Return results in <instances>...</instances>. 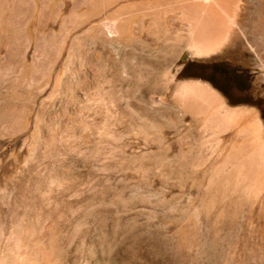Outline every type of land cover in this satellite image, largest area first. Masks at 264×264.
I'll return each mask as SVG.
<instances>
[{"label": "rangeland", "instance_id": "374dc122", "mask_svg": "<svg viewBox=\"0 0 264 264\" xmlns=\"http://www.w3.org/2000/svg\"><path fill=\"white\" fill-rule=\"evenodd\" d=\"M166 1L145 34L151 49L163 33L177 43L171 84H210L264 122V0H240L226 42L203 56L185 44L193 0ZM93 3L0 0V264H28L32 249L41 264H264V200L222 218L196 203L212 137L187 135L137 25L115 43Z\"/></svg>", "mask_w": 264, "mask_h": 264}, {"label": "bare ground", "instance_id": "6f19581e", "mask_svg": "<svg viewBox=\"0 0 264 264\" xmlns=\"http://www.w3.org/2000/svg\"><path fill=\"white\" fill-rule=\"evenodd\" d=\"M162 1L94 0V3L90 5H92V11L95 14H105L101 22L103 30L105 34L112 37L111 39L115 43L126 44L133 40L135 38L133 35V25H137L141 31L138 37L142 39V43L149 46V51L153 58L150 57L153 61L151 60L152 62L150 61L149 63V67L151 68L149 76L153 79L154 83L159 78L165 80L163 94L165 96L171 95V103L180 104L182 107L181 112L190 118V125L186 132L187 135L195 139L201 133L208 132L212 137V140L210 139L211 144L209 145L212 153L210 154V158L212 159L206 155L208 160H202L204 169L195 174L194 184L196 182L197 185L192 186V192H196L197 194V198L194 196L196 203L204 206L208 202L207 206L210 208L209 214L222 218L228 213H234L237 209L252 205L253 202L255 203L259 199L260 202L264 200V122L255 109L243 106L232 108L226 105L222 97L208 84L198 81H184L171 84L173 82L169 78L170 73L167 69L176 56L177 43H173L172 38L163 33V35L157 38L158 47L151 49V43H148L147 40L154 41V38L145 34L146 25L149 20L150 23L165 22L160 20V17L166 14L169 3ZM239 2L240 0H193L189 11L183 13L188 17L185 21L188 24L194 25V27L188 29L189 35L185 39L187 47L197 55L203 56L215 53L226 42L231 29L237 25L236 10L239 7ZM151 8L157 9L154 15L156 19L153 17L151 19L150 16L152 15L147 12ZM261 30H264V26H262ZM177 37L181 38L178 34ZM142 72L141 69H138L135 74L141 77ZM149 76H147L148 79ZM232 133H235V141H230ZM221 134H225L222 139L219 138ZM192 148L191 145L184 150H186V153H191L190 150ZM164 150L163 153L166 154L167 150ZM170 152L168 151V153ZM179 153L181 154V152ZM179 153L176 155L178 156ZM183 153L185 154V151ZM182 187L180 191H182ZM187 196V199H189V195ZM224 200L229 202L227 204L229 206L224 207ZM200 208L202 209V207ZM229 208H232V210H229ZM241 212L244 213L242 210ZM31 254L34 257L29 259L28 264H41L35 258L33 249ZM20 257L25 258L26 255L21 254Z\"/></svg>", "mask_w": 264, "mask_h": 264}, {"label": "flooded vegetation", "instance_id": "af4514ba", "mask_svg": "<svg viewBox=\"0 0 264 264\" xmlns=\"http://www.w3.org/2000/svg\"><path fill=\"white\" fill-rule=\"evenodd\" d=\"M221 80H223L224 82L227 80L225 77H221ZM210 85V84H209ZM212 87V86H211ZM213 88V87H212ZM220 92V91H219ZM222 93V92H220ZM225 93V92H224ZM226 94V93H225ZM224 95V94H223Z\"/></svg>", "mask_w": 264, "mask_h": 264}]
</instances>
